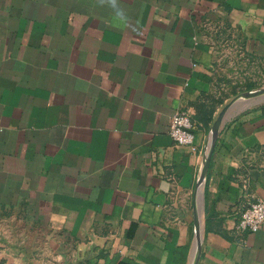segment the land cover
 Returning <instances> with one entry per match:
<instances>
[{
    "label": "crops",
    "instance_id": "crops-1",
    "mask_svg": "<svg viewBox=\"0 0 264 264\" xmlns=\"http://www.w3.org/2000/svg\"><path fill=\"white\" fill-rule=\"evenodd\" d=\"M118 7L127 24L100 0H0V264H191L199 236L193 264H264V223L236 227L264 199V99L205 159L243 93L221 56L264 63V0Z\"/></svg>",
    "mask_w": 264,
    "mask_h": 264
},
{
    "label": "built area",
    "instance_id": "built-area-1",
    "mask_svg": "<svg viewBox=\"0 0 264 264\" xmlns=\"http://www.w3.org/2000/svg\"><path fill=\"white\" fill-rule=\"evenodd\" d=\"M191 113L188 110H176L170 115L169 134L178 144L192 145L194 133ZM264 223V199L257 198L254 201L247 202L246 206L240 212L236 227L241 231L255 232L261 228Z\"/></svg>",
    "mask_w": 264,
    "mask_h": 264
},
{
    "label": "rangeland",
    "instance_id": "rangeland-1",
    "mask_svg": "<svg viewBox=\"0 0 264 264\" xmlns=\"http://www.w3.org/2000/svg\"><path fill=\"white\" fill-rule=\"evenodd\" d=\"M227 55L229 56L225 54L221 56V62L218 66L219 75L224 79L227 90H238L244 94L248 91L264 89V63ZM249 84L254 85L253 89L245 91Z\"/></svg>",
    "mask_w": 264,
    "mask_h": 264
},
{
    "label": "water",
    "instance_id": "water-1",
    "mask_svg": "<svg viewBox=\"0 0 264 264\" xmlns=\"http://www.w3.org/2000/svg\"><path fill=\"white\" fill-rule=\"evenodd\" d=\"M264 99V91L262 94L260 95H256V96H251V97H244L241 94L235 96L233 99H231L224 107L223 109L220 111L219 115L217 116L214 124H216V133H215V137L218 134L220 128L222 127V125L231 117V115H233L235 112L243 109L244 107L250 105L253 102H257ZM214 126V125H213ZM212 135V129L210 131V136ZM214 137V138H215ZM213 139L209 138V151L206 155L207 159L209 157V153H210V148L212 146L213 143ZM200 242V236H199V241L195 240V245H194V250H193V257H192V262L195 260L197 253H198V244ZM191 262V264H193Z\"/></svg>",
    "mask_w": 264,
    "mask_h": 264
},
{
    "label": "clouds",
    "instance_id": "clouds-1",
    "mask_svg": "<svg viewBox=\"0 0 264 264\" xmlns=\"http://www.w3.org/2000/svg\"><path fill=\"white\" fill-rule=\"evenodd\" d=\"M100 3H107L115 10V18L118 23L127 24V17L124 11L118 7V0H100Z\"/></svg>",
    "mask_w": 264,
    "mask_h": 264
},
{
    "label": "bare ground",
    "instance_id": "bare-ground-1",
    "mask_svg": "<svg viewBox=\"0 0 264 264\" xmlns=\"http://www.w3.org/2000/svg\"><path fill=\"white\" fill-rule=\"evenodd\" d=\"M263 91H264V89H257V90H253V91H248V92H246V93H244V94H241V95L244 96V97H251V96L260 95V94L263 93ZM259 92H260V93H259ZM216 126H217V125H216ZM214 136H215V134H213V137L210 138V139H213ZM210 137H211V136H210ZM205 159L207 160V157H206Z\"/></svg>",
    "mask_w": 264,
    "mask_h": 264
},
{
    "label": "trees",
    "instance_id": "trees-1",
    "mask_svg": "<svg viewBox=\"0 0 264 264\" xmlns=\"http://www.w3.org/2000/svg\"><path fill=\"white\" fill-rule=\"evenodd\" d=\"M253 87H254L253 84H249L248 87H247V89L250 90V89H252Z\"/></svg>",
    "mask_w": 264,
    "mask_h": 264
}]
</instances>
